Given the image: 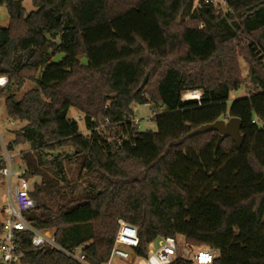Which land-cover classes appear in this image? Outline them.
I'll use <instances>...</instances> for the list:
<instances>
[{"label":"trees","instance_id":"trees-1","mask_svg":"<svg viewBox=\"0 0 264 264\" xmlns=\"http://www.w3.org/2000/svg\"><path fill=\"white\" fill-rule=\"evenodd\" d=\"M225 1L31 0L34 10L18 15L14 0H0L10 14L0 28V99L11 121L26 122L7 148L29 144L20 163L38 178L26 213L35 228L83 245L91 264L108 262L118 219L137 227L140 256L183 236L216 250L213 264H264V0ZM27 82L36 87L18 99ZM243 85L248 94L229 107ZM192 89L200 102L182 100ZM135 103L153 106L156 130L138 131ZM231 117L242 122L241 146L216 131L190 136ZM1 157L0 144V167ZM66 160L92 180L81 194ZM31 236L18 240L25 264H76L33 248Z\"/></svg>","mask_w":264,"mask_h":264},{"label":"built area","instance_id":"built-area-1","mask_svg":"<svg viewBox=\"0 0 264 264\" xmlns=\"http://www.w3.org/2000/svg\"><path fill=\"white\" fill-rule=\"evenodd\" d=\"M199 1L195 0V4H198ZM204 1L212 3L218 8H223L226 5L225 0ZM7 84V76L0 75V89L6 87ZM202 97V90L192 89L183 93L182 100L200 102ZM152 117L153 115L151 119ZM135 122L137 124V119ZM260 124L263 125L264 121H260ZM0 144L3 161V165L0 167V193L5 195V203L0 208V263L25 264L18 240L20 234L29 232L32 234L31 245L33 248L58 251L76 264H91L83 245L63 246L58 242L52 230L37 229L27 219L26 213L36 207V202L30 195L33 179L27 177L25 166L18 161V154L8 150L1 132ZM118 225V231L106 264H112L114 258L128 263L136 261L137 264H172L177 260L192 264H213L217 256L216 250L207 246L192 245L183 236L181 240L178 237L160 238L157 240V247L154 246L155 242L150 243L147 255L140 256L135 251L140 244L137 227L123 219H118Z\"/></svg>","mask_w":264,"mask_h":264},{"label":"rangeland","instance_id":"rangeland-1","mask_svg":"<svg viewBox=\"0 0 264 264\" xmlns=\"http://www.w3.org/2000/svg\"><path fill=\"white\" fill-rule=\"evenodd\" d=\"M21 7H23L26 15L34 10L31 0H23L21 2L20 9ZM9 22H10V14L8 12V9L6 6H1L0 28H6L9 25ZM57 59L58 57L55 58V60ZM238 62L243 77H246V75L248 74V66L243 56L240 54H238ZM35 87L36 84L34 82H27L21 90L17 91V98L20 99L24 93ZM247 94H248V89L244 85L241 86L239 89L232 91L230 93V98L227 102L228 106L230 107L236 99L244 97ZM132 108L134 111V117L135 119H137L138 131L156 130V124L151 119V116L153 115L152 105H146L144 103H135L132 106ZM163 111L164 110L159 109L157 110L156 113ZM69 117L74 118L78 122L79 129L81 132L87 131L84 115L81 112H79L76 108L74 107L70 108ZM25 124L26 122L11 121L8 118L6 108L4 105V100L0 99V132L3 136L4 143L7 144L10 141H12L16 132H18L23 126H25ZM28 149H29V144H22L16 148L14 152L18 154L19 162H22L20 153L23 150H28ZM64 167H65L67 182H69V184H71L72 186H75L74 192L76 195L81 194L87 187H89L90 182H92V180H90V177L86 176V174L83 171H80L79 167L75 163H69L66 160L64 162ZM140 172L144 174L145 170L142 169ZM36 181H38V178L32 180V184H34V182ZM4 203H5V195L3 193H0V208L4 205ZM178 239L181 240L182 236H178ZM157 245L158 242L155 241L154 246L157 247ZM112 264H137V262L135 261L133 263H128L119 258H114Z\"/></svg>","mask_w":264,"mask_h":264},{"label":"water","instance_id":"water-1","mask_svg":"<svg viewBox=\"0 0 264 264\" xmlns=\"http://www.w3.org/2000/svg\"><path fill=\"white\" fill-rule=\"evenodd\" d=\"M14 5L16 8L17 14L19 15L20 10H21L20 9L21 0H14ZM147 81H148V76L145 77L141 87H144ZM114 97H115L114 94L109 95V98H114ZM241 127H242L241 120L236 117H231L229 119H221L213 123L204 124L196 128L195 130H193L190 133V136L203 134V133L210 132V131H216L226 137H230L237 144V146H241L242 141H243Z\"/></svg>","mask_w":264,"mask_h":264}]
</instances>
